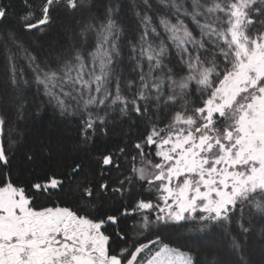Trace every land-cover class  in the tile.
<instances>
[{"label":"trees","instance_id":"trees-1","mask_svg":"<svg viewBox=\"0 0 264 264\" xmlns=\"http://www.w3.org/2000/svg\"><path fill=\"white\" fill-rule=\"evenodd\" d=\"M235 1L0 0V187L21 188L34 210L100 222L107 255L123 264L161 244L192 264H264V185L222 214L176 219L160 183L138 172L178 117L201 123L236 66ZM243 11L245 38L260 39L264 0ZM230 120L214 118L216 133Z\"/></svg>","mask_w":264,"mask_h":264},{"label":"rangeland","instance_id":"rangeland-1","mask_svg":"<svg viewBox=\"0 0 264 264\" xmlns=\"http://www.w3.org/2000/svg\"><path fill=\"white\" fill-rule=\"evenodd\" d=\"M252 1L236 0L230 8L226 35L237 64L205 101L201 123L178 117L154 140L155 160L138 168L141 177L160 183L164 209L173 218L199 210L222 214L248 186L264 185V33L249 42L242 28L243 10ZM221 115L231 119L230 125L216 133L213 119ZM56 185V179L42 184ZM100 226L64 207L34 210L21 188L0 187V264H25L33 256L34 264H123L107 255ZM25 240L28 251H23ZM69 249L78 255L60 259ZM137 253L125 264H192L188 253L162 244L143 262ZM236 258L243 263L242 256Z\"/></svg>","mask_w":264,"mask_h":264},{"label":"built area","instance_id":"built-area-1","mask_svg":"<svg viewBox=\"0 0 264 264\" xmlns=\"http://www.w3.org/2000/svg\"><path fill=\"white\" fill-rule=\"evenodd\" d=\"M71 255V252H69V253H66V254H64L63 256H62V260H66V259H68L69 257H67V256H70Z\"/></svg>","mask_w":264,"mask_h":264},{"label":"crops","instance_id":"crops-1","mask_svg":"<svg viewBox=\"0 0 264 264\" xmlns=\"http://www.w3.org/2000/svg\"><path fill=\"white\" fill-rule=\"evenodd\" d=\"M24 244H25V241H24L23 245ZM32 253H33V250H32ZM30 262H32V264H34V256L31 258ZM30 262L27 261V263H25V264H31Z\"/></svg>","mask_w":264,"mask_h":264}]
</instances>
